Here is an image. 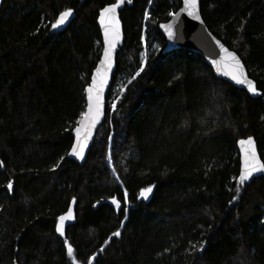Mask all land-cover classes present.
Wrapping results in <instances>:
<instances>
[{"label":"trees","instance_id":"trees-1","mask_svg":"<svg viewBox=\"0 0 264 264\" xmlns=\"http://www.w3.org/2000/svg\"><path fill=\"white\" fill-rule=\"evenodd\" d=\"M116 2L2 0L0 264H264V177L232 199L237 141L254 137L264 163V0H199L258 98L193 52L162 53L158 26L180 0H124L104 119L79 163L68 153L102 52L97 18ZM67 9L74 17L52 29Z\"/></svg>","mask_w":264,"mask_h":264},{"label":"snow or ice","instance_id":"snow-or-ice-1","mask_svg":"<svg viewBox=\"0 0 264 264\" xmlns=\"http://www.w3.org/2000/svg\"><path fill=\"white\" fill-rule=\"evenodd\" d=\"M128 3H131V0H127ZM124 3V0H117L116 3L110 4L108 6L103 7L99 12V23L104 29V39L106 47L104 49V59L101 60V65H107L108 68H111L110 57L112 53V49L115 47L118 38H119V21L116 17L117 9L120 5ZM185 7L188 9V15H193L191 11L192 8L196 5V0H184ZM72 15V9H67L62 11L59 14V17L56 19L55 23L51 25L52 29H58L63 26L65 22ZM147 15V13L145 14ZM165 27L169 38H172V25H162ZM221 51L225 53V56L222 57V60L229 61L230 63L227 65V70L223 73L226 76H230L232 80H234L237 84H247L248 92L252 94H257V89L255 88L253 82L248 80L244 75L242 70V64L237 56L227 49L221 46ZM214 64H218L217 61H213ZM142 70V69H141ZM139 75V72L136 73ZM99 76V79H97ZM136 77L134 76L133 79ZM106 83V76L100 72V69H97V73L92 77V83L86 89L87 91V110L80 114V119L77 121V127L73 130L76 134V143L73 144L71 151L68 153L70 156H74L77 159L84 158V150L87 147V141L90 137L91 128L95 125L96 120L100 113V93L103 91V86ZM115 107V104H113ZM239 144L243 151V160H242V171L238 178V186L235 191L237 196H233V200L238 198V194L241 191V187L244 186L246 181H249L250 178L253 177L256 173H264V163H261L260 159L257 156L255 143L252 137H248L247 139H241ZM64 157H61L62 161ZM0 167H3V163L0 162ZM59 167V162L53 166L51 169L55 171L56 168ZM7 188L9 192L13 190V182L9 180L7 184ZM152 191L151 187L144 188L140 192V197L147 199L148 193ZM127 201V193H125V202ZM73 203H75V198H73ZM111 203L116 206L117 209L121 207L120 202L113 197ZM127 208L124 209V212L127 213ZM73 218V209L69 207L67 213L65 215H60L58 217V223L56 224V232L60 234V236L65 235V221L71 220ZM113 236L119 237L120 232L112 233ZM67 240H65V244H67ZM108 241H105L107 244ZM195 247V246H193ZM204 247L203 244L200 245V249L202 250ZM68 255L71 256L73 254V249L68 247L67 249ZM91 264V259L89 261Z\"/></svg>","mask_w":264,"mask_h":264},{"label":"water","instance_id":"water-1","mask_svg":"<svg viewBox=\"0 0 264 264\" xmlns=\"http://www.w3.org/2000/svg\"><path fill=\"white\" fill-rule=\"evenodd\" d=\"M1 3H2V0H0V7H1ZM122 5H123V3L120 5V7L117 9V12H116V17H117V20L119 21V38H118V41H117L115 47L112 49V53H111V57H110L111 68H108L106 64L103 66L101 65V60L104 59V49L106 47V44H105V39H104V29L99 23V14H98L97 24H98L100 34H101V38H102V52H101V56H100V58L96 64V66H95V68L91 74L89 85L92 83V77L94 74L97 73L98 68L100 69V72L106 76V83L103 86V91L100 93V101H101L100 113H99V116L96 120L95 125L91 128L90 137L87 141V147L84 150V158L83 159H77L76 157L69 155L70 157H72L73 159L78 161L79 163H83L85 161V158H86V156H87V154H88V152L92 146V143L94 141L96 132H97L100 124L103 122V119H104L105 98H106L107 92L110 88L112 76H113V73L115 71V55H116V51H117L118 47L123 42L122 25H121V21L119 18V9L121 8ZM106 6H108V5H106ZM191 11L193 12V15H188V9L185 7L184 0H180V7L176 10V12L169 18L168 21L159 24V26H158L159 31L165 40V44H164V47L162 49V53H172L175 50H179V49H184V50L193 52V53H195V54H197L203 58L205 63L212 70V73H213L215 78L220 79L224 82H227L228 84L232 85L233 87L244 90L251 98L260 97L261 96L260 91L257 90V94L254 95V94L248 92L246 83L245 84H237L234 80L231 79L230 76H226L223 74L227 70V65L230 62L222 60V57L225 56V53H223L221 51V46H223V48L227 49L229 52H231L237 56V58L240 60V62L242 64V70L244 72V75L247 77L248 80H251L253 82V84L256 88L255 81L248 76L246 67H245L244 63L242 62V60L240 59V57L234 51L230 50L221 40L216 38L210 32L208 27L206 26L204 20L202 19L201 14H200V2H199V0H196V5L194 8L191 9ZM58 17H59V15H58ZM73 17H74V12L72 10V15L69 17V19L65 23L69 22ZM162 25H172V32H173L172 38H169L166 28L162 27ZM213 61H217L218 64H214ZM97 79H99V76H97ZM89 85L85 88L86 105H85L84 111L87 110V105H88V100H87L88 94H87L86 89L89 87ZM72 136H73V143H72V146H73V144L76 143V134L74 131H72ZM247 138H242V139H247ZM252 138H253L254 143H255L257 156L260 159L261 163H263V161L259 155L258 149H257L256 141H255L254 137H252ZM240 140L241 139H239L236 143V148H237V152L239 154V162H240L239 176H240V173L242 171V160H243V151H242V148L239 144ZM72 146H71V149H72ZM71 149H70V151H71ZM260 176L264 177V173L254 174L253 177L250 178V180L246 181L245 183H250L252 181V179L260 177ZM72 220H73V218L71 220H69V222H71Z\"/></svg>","mask_w":264,"mask_h":264},{"label":"rangeland","instance_id":"rangeland-1","mask_svg":"<svg viewBox=\"0 0 264 264\" xmlns=\"http://www.w3.org/2000/svg\"><path fill=\"white\" fill-rule=\"evenodd\" d=\"M69 222V220L68 221H65L64 223L66 224V223H68Z\"/></svg>","mask_w":264,"mask_h":264}]
</instances>
